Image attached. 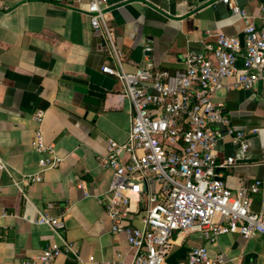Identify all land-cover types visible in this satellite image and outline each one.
Returning a JSON list of instances; mask_svg holds the SVG:
<instances>
[{
    "label": "crops",
    "instance_id": "1",
    "mask_svg": "<svg viewBox=\"0 0 264 264\" xmlns=\"http://www.w3.org/2000/svg\"><path fill=\"white\" fill-rule=\"evenodd\" d=\"M236 1L255 16L264 3ZM85 7L61 0H0V159L6 165L0 168V264H30L49 241L62 240L71 249L53 264H103L117 251L127 264L132 256L124 236L110 232L101 202L112 175L104 161L107 141L127 140L132 108L121 82L102 71L115 62ZM106 10L127 72L147 58L158 69H182L188 50H205L218 33L239 35L244 25L221 0H108ZM145 44L150 52L143 50ZM90 84L104 89L98 104L83 101ZM213 100L223 103L234 128L257 129L247 135L244 153L229 136L217 141L219 162L235 158L219 169L223 180L232 189L264 182V88L224 86ZM38 109L45 113V140L63 160L42 171L41 181L24 184V175L39 170L40 156L30 144ZM251 208L264 211V195L254 194ZM42 211L63 221L59 236L36 222ZM198 244L210 257L232 259L229 264H264V235L244 238L236 231L212 244L196 233L175 234L163 264H185L189 248Z\"/></svg>",
    "mask_w": 264,
    "mask_h": 264
},
{
    "label": "built area",
    "instance_id": "2",
    "mask_svg": "<svg viewBox=\"0 0 264 264\" xmlns=\"http://www.w3.org/2000/svg\"><path fill=\"white\" fill-rule=\"evenodd\" d=\"M61 1L76 8L85 3L90 26L103 34L115 62L114 67L106 65L102 71L121 82L122 94L131 104L127 140L107 141L104 161L112 175L101 199L110 232L122 234L132 250L127 264H163L178 233H196L211 244L232 231L244 238L264 235V211L251 208L253 195H264V182L257 179L247 188L228 187L219 169L235 163V158L219 162L215 154V145L224 136L244 153L247 135L257 129L234 128L223 103L213 100L214 93L224 86L251 90L258 84L264 88V3L255 16L236 0H221L244 23L243 46L238 35L218 33L205 50H188L182 69H158L147 58L127 72L107 22L108 0ZM143 50L150 52L151 46L145 44ZM231 77L233 81L226 85L225 80ZM44 115V110L38 109L32 116L35 128L30 144L40 156L39 170L24 175V184L41 181L42 171L58 167L63 160L54 144L45 140ZM0 168H6L1 159ZM36 222L58 236L63 227L59 217L46 211L38 213ZM70 249L67 241H49L29 263L53 264ZM230 262L232 259L221 254L210 257L208 248L198 244L189 248L185 264ZM103 264H123L122 252H115Z\"/></svg>",
    "mask_w": 264,
    "mask_h": 264
},
{
    "label": "water",
    "instance_id": "3",
    "mask_svg": "<svg viewBox=\"0 0 264 264\" xmlns=\"http://www.w3.org/2000/svg\"><path fill=\"white\" fill-rule=\"evenodd\" d=\"M241 45L243 46V37L244 34L241 33L238 35ZM104 89L100 86L90 84L88 85V90L83 97V101L91 104H98V102L104 97Z\"/></svg>",
    "mask_w": 264,
    "mask_h": 264
}]
</instances>
